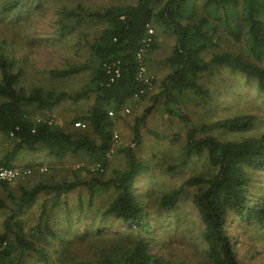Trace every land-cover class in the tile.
Instances as JSON below:
<instances>
[{"label": "trees", "instance_id": "1", "mask_svg": "<svg viewBox=\"0 0 264 264\" xmlns=\"http://www.w3.org/2000/svg\"><path fill=\"white\" fill-rule=\"evenodd\" d=\"M162 1L137 0L135 5L90 12L77 21V24L103 23L105 28L90 45L91 56L86 64L56 72V77H69L92 71L88 87L75 94L42 87L29 91L18 87L22 73L15 72V64L0 48V135L11 144V149L0 159V168H19L16 160L23 152L41 151H47L57 160L83 156L99 168L89 181L42 184L32 189L23 186L18 200L12 195L10 184L0 182V191L16 202V208H11L0 198V212L7 213L0 233V264H24L30 256L48 264L50 255L43 244L69 241L63 227L51 224V215L62 205V198L80 186L89 191L91 202L96 195L114 189L116 196L105 207L103 216L151 232L155 219L135 192L136 179L151 169L137 157L134 148L122 150L125 170L116 171L108 180L103 178L113 149L115 119L109 113L117 117L125 107L149 95L147 86L137 79V55L148 37V27L173 32L177 38L173 53L165 61L172 71L163 82L162 93L166 112L181 121L186 135L178 157L168 170L175 173L192 167L194 171L200 166L178 189L162 193L153 203L170 213L192 188V202L203 225L201 235L211 264H241L231 230L234 225L245 231L255 228L264 232V131L259 132L263 122L257 115L241 114L198 125L184 113L176 97L187 93L199 101L197 106L208 107L214 97L201 79L224 67L255 83L264 98V0H168L161 6ZM17 6L18 3H12L5 9L10 11ZM224 34L239 45V51H222L207 60L205 55L219 47ZM152 38L145 56L147 68L149 56L157 49L156 31ZM114 64H118L121 75L111 82L106 67ZM92 97L93 106L66 125L32 118L33 108L49 115L67 101L78 104ZM159 98L155 95L152 101L155 103ZM154 107L137 119L134 141L139 147L143 143L140 125L146 123ZM77 124L80 126L76 127ZM223 133L243 138L224 140ZM20 168L38 170L30 164ZM42 193L54 197L43 204L38 224L28 232L27 222L19 212ZM86 264L164 263L150 253L146 239H136L130 244H118L114 255Z\"/></svg>", "mask_w": 264, "mask_h": 264}, {"label": "rangeland", "instance_id": "2", "mask_svg": "<svg viewBox=\"0 0 264 264\" xmlns=\"http://www.w3.org/2000/svg\"><path fill=\"white\" fill-rule=\"evenodd\" d=\"M167 1L163 0L160 5L163 6ZM12 3H18V6L6 11L5 7ZM136 3L137 0H0V48L4 50L7 59L15 64V72L22 73L18 87L28 91L42 87L70 94L85 90L91 79L90 70L69 77L55 76L56 72L67 70L70 66L86 64L91 56L90 45L105 28L103 23L83 21L77 24V21L93 11ZM155 31L158 36L157 49L149 56L147 69L156 83H153L146 98L128 105L117 117L110 115L115 119L113 136L117 134L118 140L113 143L110 165L103 176L108 180L114 177L116 171L125 170L127 164L122 150L126 147L134 148L137 157L151 169V172L141 174L136 179L135 192L155 219L151 225L152 230L145 232L103 216L105 207L116 196L114 189L96 195L91 202L89 191L80 186L63 197L62 205L51 215V224L63 227L69 241L67 244L57 241L43 244L50 255L48 264L98 262L105 256L114 255L118 244H130L136 239H146L150 253L164 264H211L201 235L203 225L192 202V188L188 189L178 208L170 213L153 203L159 200L162 193L178 189L200 167L198 165L194 171L190 167L175 173L168 170L179 155L186 131L177 117L166 112L165 96L162 93L163 82L172 71L165 61L173 53L177 38L173 32L162 29ZM222 51H239V45L224 34L219 47L210 50L205 57L210 60L215 53ZM201 83L214 97L208 107L197 106L199 101H194L192 95L187 93L176 95L181 109L196 124L202 125L241 114L257 115L264 124V98L256 84L246 77L220 67L214 69L212 74L203 76ZM155 95L160 98L154 103L152 97ZM93 104V97L78 104L67 101L49 115L35 108L31 109V114L37 121L49 119L63 126L86 113ZM153 106L146 123L140 125L143 143L139 147L134 141L137 119L142 118ZM262 131L264 126L259 130ZM221 137L224 140L243 138L224 133ZM176 138L178 140L174 142ZM10 149L9 141L0 135V159ZM28 164L38 170L34 172L30 169V174L10 183L12 195L17 200L23 186L32 189L42 184L55 186L89 181L99 170L83 156H68L57 160L47 151L23 152L16 160L19 168L15 169L22 171L20 167ZM53 197V194L42 193L28 208L19 212L27 222L28 232L38 224L43 204ZM0 198L7 201L11 208H16V202L10 200L4 191H0ZM6 218L7 213L0 212V233L3 232ZM231 230L240 263L264 264V232L255 228L245 231L236 225ZM24 264L47 263L37 256H30L24 260Z\"/></svg>", "mask_w": 264, "mask_h": 264}, {"label": "built area", "instance_id": "3", "mask_svg": "<svg viewBox=\"0 0 264 264\" xmlns=\"http://www.w3.org/2000/svg\"><path fill=\"white\" fill-rule=\"evenodd\" d=\"M155 34V31L152 27H148L147 35L148 37L144 41V46L140 50V52L137 55V59L139 62V70L137 79L141 82H143L147 86V90H151L154 83V77L150 76L148 73V69L145 64V56L149 52L151 48V44L153 42L152 36ZM108 74L111 76V82H114L117 78L120 77V68L118 67V64H114L112 66L106 67ZM145 91H141V94H144ZM111 116L113 115L112 112L109 113ZM76 126H80V124H77ZM113 143H116L118 140V135L114 134L113 136ZM112 152V151H111ZM42 171H46L45 169H42ZM30 170H18L15 168H7V167H1L0 168V182H7V183H13L17 179H19L22 176H26L30 174Z\"/></svg>", "mask_w": 264, "mask_h": 264}]
</instances>
